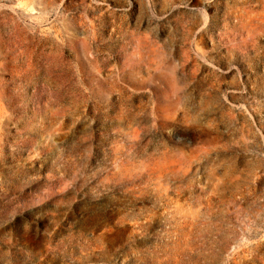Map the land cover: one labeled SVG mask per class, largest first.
<instances>
[{
	"label": "rangeland",
	"instance_id": "1",
	"mask_svg": "<svg viewBox=\"0 0 264 264\" xmlns=\"http://www.w3.org/2000/svg\"><path fill=\"white\" fill-rule=\"evenodd\" d=\"M0 264H264V0H0Z\"/></svg>",
	"mask_w": 264,
	"mask_h": 264
}]
</instances>
